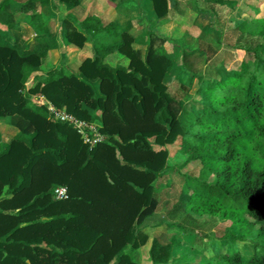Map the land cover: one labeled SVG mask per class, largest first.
Masks as SVG:
<instances>
[{
  "label": "trees",
  "instance_id": "16d2710c",
  "mask_svg": "<svg viewBox=\"0 0 264 264\" xmlns=\"http://www.w3.org/2000/svg\"><path fill=\"white\" fill-rule=\"evenodd\" d=\"M56 1L68 10L63 45L89 43L92 53L77 70L65 61L42 71V54L0 43V117L17 118L16 133L0 142V264H140L127 250L149 240L145 222L159 204L156 183L191 161L201 164V174L186 176L180 199L167 210L171 222L162 226L187 230L194 215L230 220L239 237L252 236L254 254L247 257L231 240L206 236L213 253L203 259L264 264L263 0L252 5L251 20L234 29L235 42L245 33L260 37L236 48L242 58L238 68L212 65L218 48L210 44L183 52L189 74L182 90L190 95L195 81L203 82L190 108L165 83L170 64L165 37L151 30L124 31L93 8L78 20L71 10L80 0ZM207 1L227 6L225 0ZM50 3L2 0L0 25L31 29L42 42L50 33L39 7ZM153 3L159 18L169 13L168 0ZM208 31L218 33L222 43L213 24ZM140 37L143 54L134 47ZM153 37L163 44L156 47ZM116 52L129 59L127 66L106 61ZM199 53H208V60L197 70L193 58ZM38 95L80 119L100 122L106 139L89 146L73 125L56 120ZM178 140L182 162L172 164L166 145ZM57 186H66L68 197L56 198ZM177 242L173 237L157 248L153 242L150 255L168 263Z\"/></svg>",
  "mask_w": 264,
  "mask_h": 264
},
{
  "label": "rangeland",
  "instance_id": "374dc122",
  "mask_svg": "<svg viewBox=\"0 0 264 264\" xmlns=\"http://www.w3.org/2000/svg\"><path fill=\"white\" fill-rule=\"evenodd\" d=\"M169 1V13L162 19L154 18L150 20L147 10L143 8V0H99V3L97 1L95 3L89 1L84 5L80 2L71 11L75 10V13L81 16L90 7L88 13L92 8L95 11L99 10L105 22L117 17L124 31L129 30L133 26L145 28V30L151 28L159 36L165 37L167 39L164 43L165 55L170 60L165 83L168 85L170 92L176 97L185 100L187 107L190 108L194 104L193 101L199 99L203 82L197 79L192 86L190 95H186L182 90L181 83L186 81L189 74L188 68L182 63L183 52L185 50H203L202 48L210 44L218 48L213 59H211L212 65L217 67L226 65L238 68L242 58L240 51L236 50V48L238 46L253 45L260 41V37L245 33L240 42H235L237 35L234 29L243 21L249 22L251 20L250 16L255 14L252 11V5H257V3L259 5L262 0H229L230 6H218L209 3L207 0ZM56 2V0H51L49 5L40 6L39 8L47 17L46 28L50 33L48 39L38 42L37 37H35L34 43H27V37L23 36L22 38H12V40L14 42L20 40L19 50L29 48L28 50L44 56L45 62L42 66V71L52 68L58 62L65 61L68 63L70 70H77L79 61L82 60L84 54L91 53V48L89 45H86L85 48L63 45L61 32L65 25L62 19L68 10L64 5H55ZM262 8L264 10V0ZM211 24L217 28L222 37V43L217 42L218 33L212 34L208 31ZM8 30L11 31V29ZM9 39H11V36ZM9 39L5 42L10 43ZM153 40L156 47L163 44L157 37H153ZM134 47L143 54L146 49L145 38L140 37L136 40ZM80 49L83 50L80 51ZM198 56L193 58V62L198 68L197 70H200L207 64L208 53H199ZM106 61L113 66L117 64L127 66L129 63V59L122 52L109 55ZM16 122L17 118L15 117H0V141L12 138L13 133L17 131ZM98 123L101 125L100 122ZM179 145V140L174 144L166 145L169 151V162L172 164L182 162L181 155L176 154ZM158 148L156 146V149ZM201 170V164L197 163V161H191L183 168L173 169L168 176H161L158 182L156 181V186L158 187L156 197L159 200V204L154 215L145 222L146 229L149 231V240L145 246L137 250H127L135 261L140 264H160L156 263L152 255H150V246L155 242V248H157L161 242H168L173 237L177 238L179 246L174 247L170 261L165 264H189L190 260L198 262V264L201 260L200 264H207L202 255L208 258L213 252L209 241L204 240L206 236L210 238V241L216 239L231 240L247 257H251L254 254L252 236L241 235L239 237L237 228L232 227L230 220H222L206 215H194L195 220L186 224L187 230L180 226L167 228L163 227L164 225L162 226L164 222H171L168 220L167 210L172 208L180 199L181 187L185 182L186 176H198L201 174ZM170 180L173 184L171 186L166 185ZM161 182L165 185L159 187ZM199 251L203 253L198 254Z\"/></svg>",
  "mask_w": 264,
  "mask_h": 264
},
{
  "label": "built area",
  "instance_id": "2783aa9c",
  "mask_svg": "<svg viewBox=\"0 0 264 264\" xmlns=\"http://www.w3.org/2000/svg\"><path fill=\"white\" fill-rule=\"evenodd\" d=\"M40 103H46L53 117L62 122L73 125L81 134L84 142L93 147L106 139V135L100 130L98 122H91L80 119L64 108L55 106L52 102L47 101L43 95L37 96ZM55 197L64 199L68 197V188L66 186H57L54 189Z\"/></svg>",
  "mask_w": 264,
  "mask_h": 264
},
{
  "label": "crops",
  "instance_id": "0c3cea01",
  "mask_svg": "<svg viewBox=\"0 0 264 264\" xmlns=\"http://www.w3.org/2000/svg\"><path fill=\"white\" fill-rule=\"evenodd\" d=\"M2 0H0V2H1ZM89 1H92L91 3H95L96 1L99 3V0H81L80 2H81V4L82 5H84L85 3H88ZM168 2H169V9H170V1L168 0ZM225 2H226V4H227V6H230V1L229 0H225ZM98 3H97V6H98ZM118 4V3H117ZM99 7V6H98ZM40 8V7H39ZM114 8H116L115 6H114ZM143 8L145 9V10H147V12H148V14H149V19L150 20H152V19H154V18H158L159 19V17H158V15H157V12H156V9H155V5H154V3H153V0H143ZM90 10V7H88L87 8V10L85 11V13L84 14H82L81 16H79L77 13H75V10L74 11H72L73 13H74V15L77 17V19L78 20H82L86 15H87V13H88V11ZM40 12H41V10H39ZM96 12H97V14L103 19V16H102V14L100 13V11L99 10H96ZM244 14H246L245 12H244ZM45 16V15H44ZM251 17V16H250ZM160 19H162V18H160ZM45 20H46V22H47V17L45 16ZM109 21H112V20H109ZM113 21H116L117 23H119L118 22V18L116 17V18H114L113 19ZM119 25H120V23H119ZM121 26V25H120ZM131 28H133V29H138V30H145V28H141V27H131ZM130 28V29H131ZM146 30H151V31H155L154 29H151V28H149V29H146ZM156 32V31H155ZM159 33V32H158ZM11 34V35H10ZM10 36H11V39H9L10 38ZM27 37V43L28 42H35V36H36V33L35 32H33L31 29H28V28H25V29H23V30H13V29H11V31L10 30H8V28H6V27H4V26H2V25H0V43H8V44H12V43H16L17 44V46L19 45V44H21L20 43V40H16V42H14L13 40H12V38H14V39H16V38H22V37ZM7 37H8V39L10 40V43L9 42H5L6 40H8L7 39ZM86 45H89V47L91 48V53H92V46H91V44H89V43H87ZM86 45L84 46V48L86 47ZM83 49H80V51H82ZM91 53H88V54H84V57L82 58V60L83 59H85L86 57H88V56H90L91 55ZM79 55H81V54H79ZM78 55V56H79ZM79 58V57H78ZM82 60H80L79 61V64H80V62L82 61ZM78 64V65H79ZM6 130H7V128H5ZM4 130V129H3ZM15 133H13V135H14ZM13 137V136H12ZM3 141H9V140H3ZM1 142V141H0Z\"/></svg>",
  "mask_w": 264,
  "mask_h": 264
}]
</instances>
